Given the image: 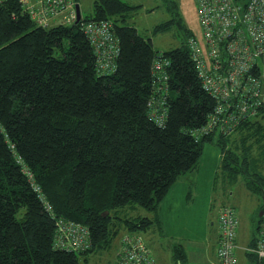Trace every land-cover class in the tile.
Listing matches in <instances>:
<instances>
[{
	"label": "trees",
	"instance_id": "trees-1",
	"mask_svg": "<svg viewBox=\"0 0 264 264\" xmlns=\"http://www.w3.org/2000/svg\"><path fill=\"white\" fill-rule=\"evenodd\" d=\"M137 8L122 0H97L93 16L83 18L110 21L120 44L115 71L100 74L80 23L42 28L16 0L0 5V264H81L82 256L108 250L120 232L115 213L134 205L155 216L172 185L198 168L205 142L215 136L225 150L220 176L235 179L243 173L248 189L262 197L263 211L264 177L248 174L247 162L228 143L236 147L239 137L232 135L241 130H263L264 107L232 134L196 141L191 133L206 124L215 101L202 88L188 36L164 53L171 63L168 117L164 126L157 125L149 101L159 96L153 65L160 53L127 24ZM243 142L245 153L251 146ZM26 168L52 212L38 198ZM62 220L85 225L92 247L58 248ZM122 222L128 233L146 232L156 217ZM246 254L251 264H264V258Z\"/></svg>",
	"mask_w": 264,
	"mask_h": 264
},
{
	"label": "built area",
	"instance_id": "built-area-1",
	"mask_svg": "<svg viewBox=\"0 0 264 264\" xmlns=\"http://www.w3.org/2000/svg\"><path fill=\"white\" fill-rule=\"evenodd\" d=\"M5 0H0V5ZM20 8L38 27L50 28L56 24L77 22L76 0H16ZM203 40L189 38L187 44L195 63L203 90L215 101L206 124L191 134L196 141L211 135L232 134L243 121L260 114L264 107L260 64L264 57V0H196ZM97 57L100 74L115 71L114 63L120 54V44L110 21H79ZM170 61L159 54L154 61V90L149 101L151 117L164 126L168 110V68ZM20 162V161H19ZM29 180L47 211L53 207L46 202L40 186ZM240 219L234 206L221 207L218 215L219 264H239L237 239ZM56 246L68 251L83 252L92 247L89 229L70 221L58 222ZM248 253L264 258V209L258 239ZM116 264H156V259L143 237L127 233L121 243Z\"/></svg>",
	"mask_w": 264,
	"mask_h": 264
},
{
	"label": "rangeland",
	"instance_id": "rangeland-1",
	"mask_svg": "<svg viewBox=\"0 0 264 264\" xmlns=\"http://www.w3.org/2000/svg\"><path fill=\"white\" fill-rule=\"evenodd\" d=\"M81 3L82 18H91L95 11V2L97 0H78ZM132 6L138 8L133 12L132 16L128 20L127 24L134 26L145 37L149 38L153 42L154 48L160 53L164 54L171 50H174L181 46L185 38L188 36H194L202 43L203 35L199 21V11L196 4V0H122ZM163 24H168L167 28L160 32H155V29ZM260 64L264 73V57L261 58ZM262 91L264 93V75L262 77ZM256 128L249 130L239 131L232 135L233 137H239V141L236 143V147H232V144L228 143V148L231 147L238 152V156L241 162H247L248 174H259L264 177V128L258 134H256ZM259 138V140L257 139ZM243 138V139H242ZM248 138V140H246ZM217 137H214V142L206 141L203 146V153L200 159L199 166L195 172L188 173L187 175H198L200 178L201 191L199 199L203 200L206 194V183H209L214 187L215 178L219 167L224 160L223 147L217 143ZM241 140V141H240ZM246 146L250 145L251 149L243 153L244 142ZM248 141V142H247ZM238 149V150H236ZM245 158V159H244ZM184 177V176H182ZM247 179L243 173L239 174L237 178H228L225 182L221 181L223 188L228 192L227 205L236 206L240 227L238 233V245L241 248H245L251 237L257 234V225L260 217L261 207L263 199L259 194L253 193L248 189ZM150 211L140 206H127L119 209L116 216L117 224H120V232L114 238L111 246L108 250L97 251L87 257H81V264H113L120 243H122L123 236H125L129 230H126L123 224V220L139 219L143 217L153 218ZM120 219V220H119ZM196 222V231L193 236L201 240L209 239V231L212 228L211 221L208 218L207 221L201 224ZM124 225V224H123ZM136 233L144 235V230H136ZM256 244V243H255ZM252 247V246H249ZM246 252L244 250H237V253ZM247 253V252H246ZM118 258V255H117ZM116 258V260H117ZM88 260V261H86ZM239 264H251L247 257L241 256Z\"/></svg>",
	"mask_w": 264,
	"mask_h": 264
},
{
	"label": "crops",
	"instance_id": "crops-1",
	"mask_svg": "<svg viewBox=\"0 0 264 264\" xmlns=\"http://www.w3.org/2000/svg\"><path fill=\"white\" fill-rule=\"evenodd\" d=\"M78 4L81 8V3ZM221 169L222 165L216 170L214 187L210 182L203 185L206 186L203 200L199 199L202 186L199 173L185 175L172 185L161 201L155 216L152 214L153 218L156 217V222L142 237L151 249L156 264H219L218 215L221 207L227 205L228 199L227 190L220 185L222 179L226 181L225 177L220 176ZM208 218L212 226L208 233L209 239L195 238L193 233L197 228L196 222L205 223ZM257 237L258 233L251 237V242L245 248L241 249L245 251L250 248ZM241 249L239 247V251ZM119 250L120 247L113 263L116 262ZM180 254H184V261L179 260ZM237 255L239 263L241 256L247 257L246 252H238Z\"/></svg>",
	"mask_w": 264,
	"mask_h": 264
},
{
	"label": "water",
	"instance_id": "water-1",
	"mask_svg": "<svg viewBox=\"0 0 264 264\" xmlns=\"http://www.w3.org/2000/svg\"><path fill=\"white\" fill-rule=\"evenodd\" d=\"M76 9H77V22H76V24H78L79 21L82 18L81 8H80V5L79 4L76 5ZM262 216H263V211L260 212V217H262Z\"/></svg>",
	"mask_w": 264,
	"mask_h": 264
}]
</instances>
